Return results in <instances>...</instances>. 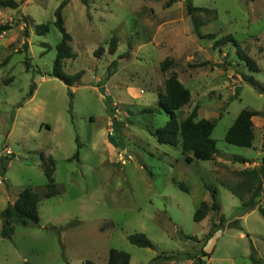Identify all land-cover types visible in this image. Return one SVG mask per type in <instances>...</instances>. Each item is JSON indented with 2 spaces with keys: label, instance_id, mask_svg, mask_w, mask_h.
I'll return each mask as SVG.
<instances>
[{
  "label": "rangeland",
  "instance_id": "obj_1",
  "mask_svg": "<svg viewBox=\"0 0 264 264\" xmlns=\"http://www.w3.org/2000/svg\"><path fill=\"white\" fill-rule=\"evenodd\" d=\"M13 1L0 4V25L8 27L0 32V211L28 186L39 194V222L14 223L10 238L0 236V264H109L110 248L129 253V264H264V216L241 210L226 188L242 181L238 171L264 159V92L246 81L264 87V0H190L206 8L191 14L186 0H67L62 17L75 56L62 70L82 71L71 87L48 75L61 38L54 11L63 0ZM192 15L203 34H232L259 71L248 70L232 42L215 47V39L198 37ZM39 24L48 30L38 33ZM166 57L173 63L162 71ZM171 73L191 94L177 118L196 106L197 119L215 120L214 159H195L180 140L171 146L152 134L168 120L157 97ZM148 107L160 111H142ZM244 108L256 111L251 147L224 140ZM40 153L54 160V196H45ZM205 185L216 189L220 208L196 222L195 209L211 201ZM222 218L224 228L202 245ZM234 219L241 228L227 225ZM135 232L154 247L131 244L127 236ZM177 253L184 255L152 260Z\"/></svg>",
  "mask_w": 264,
  "mask_h": 264
},
{
  "label": "trees",
  "instance_id": "obj_2",
  "mask_svg": "<svg viewBox=\"0 0 264 264\" xmlns=\"http://www.w3.org/2000/svg\"><path fill=\"white\" fill-rule=\"evenodd\" d=\"M86 4L85 0H82ZM67 3V0L61 1L58 7L54 11L55 20L54 24L61 34L59 43L56 46V57L54 59L52 69L48 75L55 77L62 81L68 87L73 86L80 81L82 71L75 72L72 75L65 73L62 70V63L65 58H73L75 56L72 51L70 42L71 35L67 32L62 17V8ZM1 5H16L13 0H0ZM186 7L191 14L194 10H206L204 7L191 6L190 0H186ZM193 30L194 33L200 38L215 39L214 33L203 34L200 30V22L192 15ZM8 29L6 25H0V32ZM38 33H44L48 30L47 24H39L35 27ZM232 42L236 46V52L239 58L244 62L248 70L252 72H258L259 67L256 61L247 55L240 47L236 39L232 34H226L218 39L214 40V46L218 47L226 42ZM101 48L99 47L94 51V55L100 54ZM116 50L115 37L110 38L108 52L113 53ZM26 63V62H25ZM173 63L171 58H164L160 63L162 71L167 70ZM27 68V67H26ZM111 72H108L110 75ZM246 81L259 93L264 92V87L261 86L252 77L246 79ZM33 93V89L30 87L29 95ZM191 98L189 89L178 79L175 73L169 74L164 81V91L158 93L157 102L159 107L164 110L168 115V120L160 127H157L152 134L155 136L157 142L176 146L180 140L181 148L183 151H190L193 158L198 160L214 159L219 151L216 147L215 140L211 137L212 130L215 126L214 119L208 118H196L197 107H193L192 110L183 118L178 119L176 111L182 106L186 105ZM109 103V102H108ZM143 112L154 113L160 111L159 108L148 107L142 110ZM256 115V111L250 109H242L238 112L237 116L233 120L232 124L225 132L224 140L227 143L235 144L238 146L251 147L254 139L253 122L252 117ZM264 150V143H263ZM74 156H77V152ZM41 166L43 168L44 175L46 177V197L54 196L58 192L56 184L53 178L54 172V160L51 157H46L43 153H40ZM188 160H191L187 157ZM232 160L241 163H248L249 161L242 156L232 155ZM0 166L5 168L3 161L0 159ZM238 174L242 176V181L235 186H226V188L235 195L242 203L240 205L241 210H252L257 208L258 211L264 216V159L258 168H247L238 171ZM179 187L186 190V187L182 182L178 183ZM205 188L209 190L211 201H202L200 205L195 209L193 213V220L196 222L201 221L206 217L210 211H218L220 208L219 202L216 198V189L213 186L205 185ZM249 194L247 201H243V196ZM257 198V199H256ZM39 194L31 187H24L18 193L13 203H9L0 211V218L2 220L0 236L2 238H10L13 233V224L18 223L23 226L37 225L39 222L38 211ZM259 203V204H258ZM224 218L220 223H213L209 231L202 239V245L214 235V233L220 228H224ZM227 225L232 228H241L239 219H234L228 222ZM186 238L195 240V236L185 235ZM128 241L136 246L153 248L154 245L144 233L135 232L127 236ZM183 253L177 254H157L152 260H175L183 256ZM253 256V255H252ZM197 258L196 256H192ZM254 259V258H253ZM130 255L126 251L117 250L115 248L109 249L108 263L109 264H129ZM19 264H33L28 261H23ZM83 264H95L92 260L86 259ZM191 264H202L197 260H194Z\"/></svg>",
  "mask_w": 264,
  "mask_h": 264
}]
</instances>
